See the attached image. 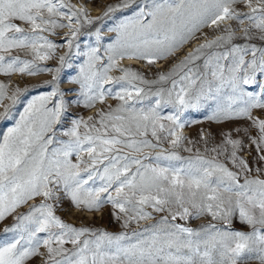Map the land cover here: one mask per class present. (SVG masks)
<instances>
[{"label":"snow or ice","instance_id":"1","mask_svg":"<svg viewBox=\"0 0 264 264\" xmlns=\"http://www.w3.org/2000/svg\"><path fill=\"white\" fill-rule=\"evenodd\" d=\"M117 13L107 63L101 27L89 33L95 46L80 52L83 26ZM58 29H67L60 45L49 38ZM194 39L155 79L120 63L151 66ZM73 47L86 59L71 78L79 96L68 100L58 74ZM58 48H67L59 66H42ZM41 72L56 74L44 82L51 91L32 96L0 139V222L13 218L0 232V264L37 257L41 264H264V167L253 169L241 155L246 139L264 163V0H118L96 17L72 0H0V73ZM26 92L0 81V120L14 118ZM108 96L115 107L64 127L72 103L92 108ZM202 108L211 109L210 121L247 120L235 129L244 139L229 130L209 148L201 132V152L185 136L183 117ZM65 200L82 212L110 205L122 230L64 221L56 209ZM195 218L206 222L190 226ZM234 219L250 230H233Z\"/></svg>","mask_w":264,"mask_h":264},{"label":"rangeland","instance_id":"2","mask_svg":"<svg viewBox=\"0 0 264 264\" xmlns=\"http://www.w3.org/2000/svg\"><path fill=\"white\" fill-rule=\"evenodd\" d=\"M76 0H72V3L76 4ZM81 3H86V1L97 5L100 8L99 12L91 13L89 14L92 17H96L98 15H101L102 12L106 9V7L110 4H116L118 3V0H79ZM85 1V2H84ZM103 3V4H102ZM123 15H130V13H123ZM121 18V14L117 13L116 15L112 16L111 18H105L102 21H96L93 25H87L85 24L83 28L81 29V35L79 36L76 43L80 44V52L87 51L86 44H92L95 46V37L92 35H89L90 32H94L95 28L101 27L102 32L104 34V39L101 42V51L100 54L104 56L103 63H107V57L104 54V47L108 43H111L112 40L115 39V34L108 32V27H111L117 20ZM66 29H58L57 35H51L49 38L52 39L55 43L58 45L64 43L63 35L65 33ZM206 30V31H205ZM203 32L208 35L209 38L213 35L212 31L210 29H203ZM200 33H197V35ZM201 35V34H200ZM240 42V41H238ZM253 43L259 44V40H253ZM184 46L180 49L182 50ZM179 50V49H177ZM67 51V48H58L57 52L53 56L52 59L48 61L41 62L42 66H46L49 68H56L59 66V56L64 54ZM77 49L73 47L69 58L67 59V64L63 66L58 74V83L60 89L64 92L65 98L68 100H72L75 97L79 96V85L71 83V78L76 77L79 74V68L80 65H82L86 59V57L82 55H77ZM188 52V51H187ZM187 52H180L175 53L173 57H169L170 59L165 60L168 57L164 58V61L161 66H156V63L154 65L149 66L146 61H143L146 63L147 66H142L139 64H126L125 67H132L136 71L142 73L147 79H155L157 74L160 71H167L171 65L175 62H177L179 59L183 57L184 54ZM80 58V59H79ZM78 59L76 62L75 60ZM70 65V67L68 66ZM78 65V66H77ZM18 74V73H15ZM15 74H12L10 77L4 75L3 73H0V81L8 82L10 79L13 85H18L21 88H27L28 92L24 93L22 97V102L16 105V108L13 110V117L6 120H0V139L3 138V135L7 132V129L12 127L15 124L16 119H19V113L23 112L24 107L27 104V101L32 98V96L39 95L42 92H48L51 91V87L48 85H45L44 82L47 80H51L53 75H56L55 73H48V72H41L38 73L35 76H21V79L14 80ZM111 75H120V72H111ZM27 76V77H26ZM40 85H43L42 87ZM107 87V85L105 86ZM249 90H252L251 86H249ZM153 91H155V86L153 87ZM82 101V97H80ZM118 103L117 100H115L112 96H108L103 104L100 102H97L95 106L100 108L107 109L108 105H111L112 107H115ZM93 108V107H92ZM92 108L86 107L82 102L80 103H72L69 108V115L64 118L63 125L64 127L68 126L69 121L72 118L76 117H87L86 113H88ZM169 111H171L170 108L164 110V114H167ZM186 120L190 121V123L186 126L187 131L184 133L185 136L188 137L189 140L196 142V147L200 148L201 152L204 151V141L201 139L200 134L203 132L204 134H207L210 137L208 147L211 148L215 144L219 143L221 141L222 133L231 130L232 135L234 138L238 139H244L242 133H237L235 131L236 128H243L248 125V121L242 118H236L231 121H210L206 119L208 115L211 114L210 108H202L199 110L196 109H189L186 112ZM254 115H260V112L257 110H254ZM191 121H196L195 123H191ZM245 143V150L241 153L242 156H244L250 166L253 167V169L257 167H264V163H257L256 160V150L255 148L249 149L247 146V140L244 139ZM165 147L167 145L165 144ZM181 154L184 156L190 155L187 152H184L181 150ZM229 167L231 165L229 164ZM37 201H31L30 203H36ZM27 205H23L18 211L23 212L26 211ZM78 209V208H77ZM56 214L59 215L64 221L71 223L77 227L79 226H88L92 228H100L105 229L110 232H119L121 231V225L119 222L115 220V218L112 215V209L110 205H105L100 211L92 212L91 214H86L84 212H76L75 207L71 205L70 202L65 200L60 207L56 209ZM156 214H154L155 218ZM210 219V218H208ZM13 221L12 217H8L5 221L0 222V232L3 231V228L6 225H10ZM152 221H142L141 224L151 223ZM183 223V221H181ZM205 218H195L188 223L190 226H199L201 223H205ZM132 227H137V225H132ZM233 230H241V231H249L250 228L247 225H244L239 222L238 219H234L233 223L231 225ZM30 264H41V258L37 257L33 259ZM244 264H260V261L257 259H248L244 261Z\"/></svg>","mask_w":264,"mask_h":264},{"label":"bare ground","instance_id":"3","mask_svg":"<svg viewBox=\"0 0 264 264\" xmlns=\"http://www.w3.org/2000/svg\"><path fill=\"white\" fill-rule=\"evenodd\" d=\"M106 1V0H105ZM76 2V5H80V4H84V3H81L79 0H76L75 1ZM85 2V1H84ZM103 4V3H102ZM87 8H88V10H89V12H91V13H96V12H99L100 11V8L101 7H98L97 5H94V4H92V3H90V2H88V1H86V3L84 4ZM205 29H207V28H205ZM67 31V29L65 30V32ZM206 31V30H205ZM197 36H199L200 37V40L202 41V39H203V37L200 35V34H198ZM198 41L197 40H192L191 42H189L188 44H186V45H184V48L182 49V50H177L176 51V54L177 53H180V52H187V51H190L195 45H196V43H197ZM80 59V58H79ZM168 59H170L169 57L168 58H166L165 60H168ZM78 59H76L75 60V62L77 61ZM163 61H164V59L163 60H159V61H157L156 62V66L158 67V66H161L162 65V63H163ZM120 63L124 66V65H126V64H139V65H142V66H147L146 65V63H144V62H142V60H138V59H128V58H125L124 60H122V61H120ZM78 66V65H77ZM113 72H118V70H116V69H114L113 70ZM27 77V76H26ZM14 80H19V79H21V76L19 75V74H15V76H14V78H13ZM98 110V107L97 106H95V107H93L88 113H86V116L88 117V116H91V115H94L95 113H96V111ZM186 114L187 113H185V115H184V117H183V119H186L187 118V116H186ZM86 117V118H87ZM187 131V128L185 127L184 129H183V132H186ZM188 133V132H187ZM187 133H184V134H187ZM75 211L76 212H82L80 209H77V208H75ZM84 213H86V214H91L92 212H89V211H84Z\"/></svg>","mask_w":264,"mask_h":264}]
</instances>
